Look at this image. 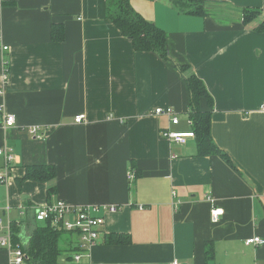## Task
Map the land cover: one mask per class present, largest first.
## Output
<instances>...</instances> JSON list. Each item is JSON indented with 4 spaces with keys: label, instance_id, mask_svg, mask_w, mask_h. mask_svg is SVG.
Here are the masks:
<instances>
[{
    "label": "crops",
    "instance_id": "0c3cea01",
    "mask_svg": "<svg viewBox=\"0 0 264 264\" xmlns=\"http://www.w3.org/2000/svg\"><path fill=\"white\" fill-rule=\"evenodd\" d=\"M130 4L165 31L168 59L134 50L106 18V0H0V146L13 150L0 181V234L19 222L26 243L34 208L63 200L97 207L104 218L98 244L73 264H264V244L244 243L264 239V34L255 30L264 0H205L203 15L171 0ZM244 9L260 13L245 23ZM189 74L212 97L211 136L234 168L217 154L198 155L195 136L184 144L161 136L192 130ZM166 106L177 124L153 114ZM5 112L15 125H3ZM43 164L55 167L53 180L23 179L27 166ZM5 166L0 156V173ZM213 205L223 209L216 222ZM111 233L127 241L106 243ZM66 235L70 249L77 237ZM8 256L0 247V264Z\"/></svg>",
    "mask_w": 264,
    "mask_h": 264
},
{
    "label": "trees",
    "instance_id": "16d2710c",
    "mask_svg": "<svg viewBox=\"0 0 264 264\" xmlns=\"http://www.w3.org/2000/svg\"><path fill=\"white\" fill-rule=\"evenodd\" d=\"M181 11L193 14L205 13V0H171ZM257 9H244L243 22L249 23L258 15ZM106 18H108L121 34L127 37L136 51H151L157 53L163 59L169 58V49L167 34L152 21L145 19L136 12L130 4V0H106ZM60 26H52L51 39L59 41L62 38ZM255 30L264 34V18L256 25ZM181 72L185 67L179 65ZM186 86L189 91V118L192 120V131L197 143L198 155L217 154L224 159L232 168L234 165L228 155L220 150L214 143L210 132L211 108L213 106L212 97L207 90L203 80L195 74H189L185 78ZM205 100L207 108L201 107V100ZM56 169L53 165H32L27 166L23 179H32L36 181L48 182L55 178ZM54 187L47 189L49 194ZM21 222V221H20ZM24 222V220H22ZM15 243L20 240L22 229L19 222L13 221L10 224ZM63 234H69L58 231L48 223L32 224L25 245V264H63L60 257L67 251H77L76 245H70V249L63 247ZM127 236L111 233L106 236V243L119 244L127 241ZM66 244V243H65ZM212 254L210 245L205 244V255L209 258Z\"/></svg>",
    "mask_w": 264,
    "mask_h": 264
},
{
    "label": "built area",
    "instance_id": "2783aa9c",
    "mask_svg": "<svg viewBox=\"0 0 264 264\" xmlns=\"http://www.w3.org/2000/svg\"><path fill=\"white\" fill-rule=\"evenodd\" d=\"M2 49H7L1 43ZM3 84L8 80L7 65L5 63L4 72L2 75ZM3 89L0 90V94ZM264 109V105H262ZM176 112L170 106L155 107L153 114L166 116L169 122L173 125L179 122ZM85 118L84 114H79L74 117L76 123H81ZM2 123L6 127H11L16 123V117L13 113L5 112L2 114ZM28 132L35 138H43V134L39 132L38 126L28 127ZM161 136L174 143L184 144L188 138H193L195 135L193 131H176L168 128L161 131ZM0 156L4 158L6 163L5 171L0 173V181H3L9 176L8 164L13 159V150L9 145L0 146ZM174 194V192H173ZM211 203L212 198H208ZM117 207L110 205L106 207L108 211H114ZM223 214V209L212 206L210 209V217L212 222L219 220ZM32 220L35 223H48L54 229L63 231L69 234H74L77 237V251L73 252L70 257V262L79 263L82 258L88 257L91 248L98 244L100 235L103 233L104 218L99 214V208L90 205H70L63 200H55L47 202L40 207L34 208L32 213ZM1 231V226H0ZM246 245H262L264 239L259 236H251L244 240ZM25 245L22 242L15 243L13 241V233L10 225L7 230L0 234V247L8 251V259L3 264H25ZM170 264H181L177 260H173Z\"/></svg>",
    "mask_w": 264,
    "mask_h": 264
},
{
    "label": "rangeland",
    "instance_id": "374dc122",
    "mask_svg": "<svg viewBox=\"0 0 264 264\" xmlns=\"http://www.w3.org/2000/svg\"><path fill=\"white\" fill-rule=\"evenodd\" d=\"M65 236H67V235L65 234ZM63 238H64V234H63ZM68 264H73V263L70 262V263H68Z\"/></svg>",
    "mask_w": 264,
    "mask_h": 264
}]
</instances>
